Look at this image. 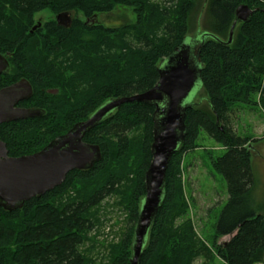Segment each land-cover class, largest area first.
<instances>
[{
    "label": "trees",
    "instance_id": "obj_1",
    "mask_svg": "<svg viewBox=\"0 0 264 264\" xmlns=\"http://www.w3.org/2000/svg\"><path fill=\"white\" fill-rule=\"evenodd\" d=\"M199 5L200 0H0V54L10 64L0 90L26 79L33 96L19 106L44 112L0 126L9 156L39 153L110 100L152 90L162 63L186 42ZM240 6L253 15L228 44ZM117 7L132 9L135 21L113 28L85 23ZM44 11L83 18H74L69 28L49 21L33 31L35 16ZM203 28L213 36L199 50L207 103L186 111L185 139L168 166L140 264H264V204L255 203L252 168V142L258 140L235 129L242 111H264V0H208ZM155 112L144 103L122 105L83 140L101 150L90 170L70 172L61 186L22 209L0 208V264H131L153 159ZM204 135L224 153L214 156L206 149ZM200 150L210 171L226 179L229 196L209 245L192 222L184 176L187 156ZM114 212L124 222L118 232L110 227L113 240L100 241L110 237L106 224Z\"/></svg>",
    "mask_w": 264,
    "mask_h": 264
},
{
    "label": "water",
    "instance_id": "obj_2",
    "mask_svg": "<svg viewBox=\"0 0 264 264\" xmlns=\"http://www.w3.org/2000/svg\"><path fill=\"white\" fill-rule=\"evenodd\" d=\"M252 15L253 11L247 6L237 9L228 44L233 41L236 27L248 22ZM63 17L70 19V13L57 16L59 25ZM38 28L34 27L33 31ZM209 37L213 36L202 33L194 45L185 42L172 57L166 59L159 69L158 84L152 90L130 98L110 100L88 120L75 125L66 135L58 137L39 153L13 158L9 156L6 144L0 140V208L7 211L22 209L31 199L40 198L61 186L70 172L90 170L102 156L98 146L84 143L86 134L124 104L139 102L153 105L156 107L151 148L153 159L146 173V195L135 229L130 260L131 264H140L149 231L164 198L168 166L185 139L186 111L192 105H184V102L198 81H201L199 50ZM9 71V61L0 54V76ZM32 96L33 88L26 79L1 89L0 126L41 117L44 112L40 109L18 107Z\"/></svg>",
    "mask_w": 264,
    "mask_h": 264
},
{
    "label": "rangeland",
    "instance_id": "obj_3",
    "mask_svg": "<svg viewBox=\"0 0 264 264\" xmlns=\"http://www.w3.org/2000/svg\"><path fill=\"white\" fill-rule=\"evenodd\" d=\"M208 0H200V5L197 12L193 15L190 22V33L186 39V44L194 45L196 40H199V36L204 32V18L205 9ZM72 18H80L82 16H76L71 13ZM98 23L106 27H118L125 24L133 23L135 21V15L130 8L117 7L113 12L105 15H99L96 17ZM56 21V15L50 11H44L35 16V24L39 22L43 23L42 26L49 22ZM204 88L201 81H198L194 91L190 94L188 99L184 102V105H197L206 104L207 102ZM251 111L245 113V111L239 115V121L235 126V129L243 136L248 135L258 140L256 143L252 142L253 154H252V168L255 178V193L254 199L256 205L264 204V111L259 108H252ZM238 120V119H237ZM204 141L201 143L206 149L213 150L214 156H219L224 151L216 145V143L210 138L204 135ZM204 153L202 150L195 153H191L186 158V194L190 204L191 219L195 226L197 235L202 241L208 245L211 243L212 235L214 233L212 226L216 223L220 212L228 201V188L227 182L223 175L210 171L207 161L203 159ZM207 165V167H206ZM116 212V211H115ZM113 213L108 215L110 222H107V229L105 234L102 235L100 241H111L113 236L111 235V228L118 232L121 227V223L124 222V216L119 213ZM264 213V211H263ZM228 238H222L218 240V244L227 241ZM102 250V249H101ZM102 250L101 252H103ZM204 261L199 260L195 264H202ZM214 264H222L219 259H215Z\"/></svg>",
    "mask_w": 264,
    "mask_h": 264
},
{
    "label": "flooded vegetation",
    "instance_id": "obj_4",
    "mask_svg": "<svg viewBox=\"0 0 264 264\" xmlns=\"http://www.w3.org/2000/svg\"><path fill=\"white\" fill-rule=\"evenodd\" d=\"M57 16H58V15H56V18H57ZM60 21H61V25L58 24L57 19H56V22H57V24H58L59 26L69 28V27L71 26L72 22H73V18H72L71 14H70V19H67L66 17H63V18H60ZM85 23H86V24H95V23H98V22H97V20H96V16H94L93 18L86 19V20H85ZM42 24H43V23L39 22L38 24H36L35 27L39 26V28H40V27L42 26ZM24 102H25V101H24ZM21 103H23V102H21ZM21 103H20V104H21ZM20 104H19V105H20ZM19 105H18V107H20ZM20 108H22V107H20Z\"/></svg>",
    "mask_w": 264,
    "mask_h": 264
}]
</instances>
